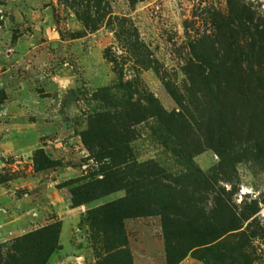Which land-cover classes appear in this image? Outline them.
I'll return each mask as SVG.
<instances>
[{
  "label": "rangeland",
  "instance_id": "1",
  "mask_svg": "<svg viewBox=\"0 0 264 264\" xmlns=\"http://www.w3.org/2000/svg\"><path fill=\"white\" fill-rule=\"evenodd\" d=\"M243 1L264 18V0ZM82 2L0 0V231L9 227L0 234V245L9 246L16 237L67 216L60 248L46 264L61 243L64 250L75 245L86 251L96 263L87 225L81 221L87 210L124 194L119 190L73 206L69 191L74 179L96 169L81 141L89 117L126 103L119 74L121 81L132 83V100L151 93L167 111L178 110L167 85L187 95L183 67L192 60L191 45L215 32L212 16L227 9L226 0H101L97 12L94 7L87 13ZM121 18L134 26L142 43L138 55L115 35ZM131 130L129 146L137 161L151 160L175 176L191 167L220 174L214 150L203 146L190 161L179 158L164 146L153 119ZM243 148L227 176L237 204L256 202L257 211L249 219L255 220L250 228L255 232L253 264H264V155ZM39 149L62 165L35 171L33 156ZM14 215L25 225L22 231H12ZM124 226L136 264L146 256L162 264L159 217L130 219Z\"/></svg>",
  "mask_w": 264,
  "mask_h": 264
},
{
  "label": "trees",
  "instance_id": "2",
  "mask_svg": "<svg viewBox=\"0 0 264 264\" xmlns=\"http://www.w3.org/2000/svg\"><path fill=\"white\" fill-rule=\"evenodd\" d=\"M100 1L82 4L87 13L94 7L97 12ZM226 3V13L211 18L215 32L191 45L192 60L183 67L187 95L167 85L178 110L167 111L151 93L132 100L133 85L119 74L126 103L89 117L81 141L97 165L72 181V205L124 191L87 210L81 221L88 228L95 264H133L124 225L146 216L160 219L166 264H178L188 255L202 264H253L255 232L250 228L255 220L249 219L256 202L237 204L227 175L240 159L239 151H246L243 146L264 155V18L243 0ZM119 21L116 37L138 55L142 43L134 26ZM147 119L160 125L162 143L179 158L190 161L203 146L214 150L220 174L191 167L175 176L151 160L137 161L129 146L131 126ZM60 165L40 149L33 156L35 171ZM60 229L56 220L16 237L9 246L0 245V264H46L60 248Z\"/></svg>",
  "mask_w": 264,
  "mask_h": 264
},
{
  "label": "crops",
  "instance_id": "3",
  "mask_svg": "<svg viewBox=\"0 0 264 264\" xmlns=\"http://www.w3.org/2000/svg\"><path fill=\"white\" fill-rule=\"evenodd\" d=\"M8 215H11V213L8 212ZM66 217L67 216H65V218ZM65 218L60 216V219L62 221L61 231H60L61 233H62L63 222H64ZM18 219L19 218L17 215H14L13 217H11V221H12L11 223L17 222V225L12 224L13 229H14L12 231H14V232L22 231L23 228L25 227L24 224H21L20 222H18ZM8 229H9V227H6L4 230H1L0 234L5 235V233H7ZM61 233H60V236H61ZM61 245H62V248L60 250L61 252L60 251L59 252L62 254H59V252H58V254H55L54 258L52 260H50L49 264H95V259L92 258L90 256V254H88L86 251L78 249L75 245H70V248H67L66 250H64V246L62 243H61ZM129 246H130V244H129ZM130 251L132 254L133 264H136V261L134 259L131 247H130ZM163 256H164V253H163ZM140 264H153V262L151 261L150 257L146 256L145 258H143V260L141 261ZM162 264H166L165 258H164ZM178 264H200V262L199 261L196 262L192 258H189L188 256H186Z\"/></svg>",
  "mask_w": 264,
  "mask_h": 264
}]
</instances>
